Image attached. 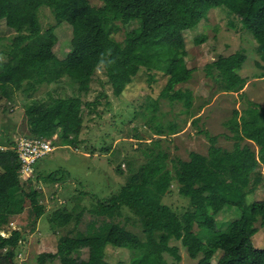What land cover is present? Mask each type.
<instances>
[{
	"label": "trees",
	"instance_id": "obj_1",
	"mask_svg": "<svg viewBox=\"0 0 264 264\" xmlns=\"http://www.w3.org/2000/svg\"><path fill=\"white\" fill-rule=\"evenodd\" d=\"M98 1L100 5L90 0H0V20L12 30L0 68V89L8 93L7 87H22L27 94L35 84L59 81L67 75L86 91L101 68L112 93L119 95L145 68L166 76L161 95L172 102L182 98L186 112L191 106L192 90L175 88L189 80L194 70L185 63L183 31L198 25L208 10L216 6H225L252 33L259 44L260 60L256 64L264 75V0ZM42 6L54 19L46 27H42L39 17ZM132 20H137L138 25L125 30L122 41L112 36V30L121 29ZM61 22H66L71 31V48L64 57L55 51L58 38L54 28ZM205 40V34L195 37L196 44ZM244 60L241 51L219 55L206 64L205 70L215 81L220 79L222 90L239 91L246 78L236 70ZM98 103V98L83 102L75 95L28 104L24 113L32 134L28 137L50 138L60 130V136L77 142L83 126V107L91 109ZM152 106L157 108L156 101ZM196 121L197 118L193 119ZM231 122L236 138L253 141L257 151L237 141L227 150L214 145L216 137L211 136L207 154L190 151L188 159L175 156L169 165L170 154L158 147L160 139L153 140L151 146L142 150L148 157L146 161L136 170L129 166L127 180L117 193L97 199L89 208L79 202L87 192H77V201L70 209L60 200L49 213L50 227L67 228L73 220L74 232L65 228L54 252L37 255L38 264H44L47 257L58 258L59 264H106L107 245L132 251L130 264H175L163 255L167 252L179 259L178 248L170 245L171 239H179L189 256L197 258V264H264V248L252 242L256 229L264 225V199L244 202L251 180L250 191L264 176V109L248 107L238 120L232 118ZM163 125L172 133L176 131V121ZM163 125L155 130L162 131ZM205 134L208 135L207 131ZM2 146L0 229L10 221V213L23 210L26 204L35 220L46 212L42 193L34 186L38 174L22 178L16 144L10 140ZM43 179L56 181L53 173ZM174 191L185 200L184 206L173 207L163 202L164 196ZM225 205L236 207L239 215L224 228H217L214 215ZM85 211L93 218L84 231L78 230L77 223ZM119 217L123 220H115ZM127 221L138 224L139 233L127 228ZM19 239L25 241L19 228L12 229L8 236L0 234V264H16ZM82 247L88 249L86 259L73 255ZM218 249L222 253L212 263Z\"/></svg>",
	"mask_w": 264,
	"mask_h": 264
},
{
	"label": "rangeland",
	"instance_id": "obj_2",
	"mask_svg": "<svg viewBox=\"0 0 264 264\" xmlns=\"http://www.w3.org/2000/svg\"><path fill=\"white\" fill-rule=\"evenodd\" d=\"M90 2L100 5L98 0ZM39 17L42 27L54 21L45 6L40 8ZM137 25L138 21L132 20L121 29L112 30L111 34L122 41L124 31ZM54 32L58 38L55 51L59 57H64L71 48L70 27L66 22H61L56 25ZM11 33L12 30L5 25L4 20H0V37H3L0 38V68L6 59L5 49H8ZM201 34L206 35V40L196 44L195 37ZM183 36L187 50L185 63L194 70L189 80L176 84L175 88L189 87L192 90L191 106L186 112L182 98L172 102L161 95L166 76L158 70L148 72L145 68L139 70L119 95L112 93L111 85L101 68L93 75L86 91L67 75L59 81L35 84L27 94L21 90L22 87L14 90L7 87L8 93L0 89V144L11 140L15 145L18 137L32 136L24 115L28 104L49 102L51 97L75 95L81 97L83 102L96 98L99 100L91 109L83 107V126L77 142H70L68 138L60 136V130H56L49 138L51 150L34 163V174H38L40 178L34 180V186L42 193L46 212L35 220L32 210L26 204L23 210L9 214L10 219L21 225L20 230L25 237V241L19 246L16 264H38L37 255L41 252H54L59 237L66 229L74 232L73 220L66 229L53 230L50 227L49 213L60 200L70 209L77 201L75 194L79 191L87 192L79 202L89 208L97 199L117 193L127 180L129 166L136 170L140 163L146 161L148 157L142 150L151 146L155 139H160L158 147L170 154L169 165L175 156L188 159L190 151L207 154L211 136L216 137L214 145L227 150L232 149L237 141L239 145L248 144L257 151L258 146L253 141L236 138L231 121L232 118L238 120L248 107L264 109V75H261L262 69L256 64L260 60L258 42L225 6L209 9L205 19L193 28L184 30ZM240 51L245 55V60L236 72L246 78L245 84L239 91H224L220 79H212L205 66L219 55L226 56ZM23 84L27 85L26 82ZM154 101L157 103L156 109L152 106ZM195 118L197 121L193 122ZM168 121H176L175 132L172 133L168 126L163 125ZM162 125V131L155 130ZM118 167L120 170H117ZM49 173L55 175L56 181H44L43 177ZM19 174L22 178H27L21 175L20 167ZM251 186L253 180L246 188L244 202L264 199V176L250 191L248 189ZM162 200L173 207H182L185 204V200L175 191L164 196ZM124 212L128 213V210L124 209ZM238 215L236 207L225 205L214 215L215 226L224 228ZM92 218V214L85 211L76 228L84 231ZM115 220L122 221L123 218ZM125 225L134 232L140 231L138 224L133 225L127 221ZM252 242L256 247L264 248V225L256 229ZM170 245L177 246L180 257L176 259L172 254L164 252L167 261L175 264H197V258L189 256L179 239H171ZM221 253L220 249L216 250L211 262L216 263ZM73 255L86 259L88 249L82 247ZM132 255V251L126 248L111 245L105 248L106 264H130ZM44 264H59V259L47 257Z\"/></svg>",
	"mask_w": 264,
	"mask_h": 264
},
{
	"label": "built area",
	"instance_id": "obj_3",
	"mask_svg": "<svg viewBox=\"0 0 264 264\" xmlns=\"http://www.w3.org/2000/svg\"><path fill=\"white\" fill-rule=\"evenodd\" d=\"M3 147V146H0ZM51 140L44 136L28 137L20 136L16 141V151L20 162V173L24 177H29L34 174V163L38 158L45 155L51 150ZM21 229V226L14 220L10 219L1 230L2 236H8L12 229ZM22 240H18V244H22ZM20 254V252H19Z\"/></svg>",
	"mask_w": 264,
	"mask_h": 264
},
{
	"label": "clouds",
	"instance_id": "obj_4",
	"mask_svg": "<svg viewBox=\"0 0 264 264\" xmlns=\"http://www.w3.org/2000/svg\"><path fill=\"white\" fill-rule=\"evenodd\" d=\"M0 146H2V145H0ZM20 226H21V225H20ZM2 228H3V227H2ZM2 228H1V229H2ZM1 229H0V230H1ZM20 245H21V244H20Z\"/></svg>",
	"mask_w": 264,
	"mask_h": 264
},
{
	"label": "crops",
	"instance_id": "obj_5",
	"mask_svg": "<svg viewBox=\"0 0 264 264\" xmlns=\"http://www.w3.org/2000/svg\"><path fill=\"white\" fill-rule=\"evenodd\" d=\"M0 145H3V143H2V144H0Z\"/></svg>",
	"mask_w": 264,
	"mask_h": 264
}]
</instances>
